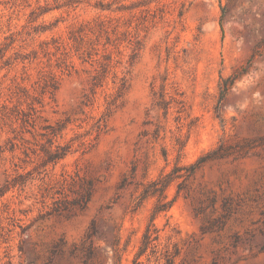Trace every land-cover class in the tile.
Masks as SVG:
<instances>
[{
    "label": "rangeland",
    "instance_id": "374dc122",
    "mask_svg": "<svg viewBox=\"0 0 264 264\" xmlns=\"http://www.w3.org/2000/svg\"><path fill=\"white\" fill-rule=\"evenodd\" d=\"M99 20L112 41L89 33L77 49L70 31ZM248 59L219 103L220 77ZM31 102L32 133L1 115ZM57 121L53 145L69 151L44 162ZM220 139L230 153L187 175ZM175 165L171 205L154 213L143 184ZM147 228L157 237L139 254ZM167 257L264 264V0H0V264Z\"/></svg>",
    "mask_w": 264,
    "mask_h": 264
},
{
    "label": "trees",
    "instance_id": "16d2710c",
    "mask_svg": "<svg viewBox=\"0 0 264 264\" xmlns=\"http://www.w3.org/2000/svg\"><path fill=\"white\" fill-rule=\"evenodd\" d=\"M100 9L101 10H108V11H114L113 8H111L110 4H100ZM221 31L222 25L219 22ZM111 31L114 33L115 28H112ZM89 33L93 34L95 36V40H99L100 37L104 36L105 37V42L102 44L104 46V49L106 48V43H110L112 39H110V35L108 34V28L107 25L105 24L104 20H99L93 25H89L88 23L80 24L78 25L75 29L70 31V36L69 39L75 44L77 49H80L84 47V44H88L91 37H88ZM113 44V43H111ZM83 52H86L85 49H83ZM88 54H90L88 52ZM108 53H104L103 57L107 58ZM251 64V59H248L246 61V64L241 65L239 68H236L232 71L231 74L227 76H221L220 77V82H219V98L218 102L220 103L224 97L226 96L227 92L233 87L235 82L239 77H241L243 74H246L248 72V68ZM46 84L44 85V91H48L53 94V91L57 88V79L55 75H50L48 79H45ZM36 103H41V100H36ZM41 105V104H40ZM39 110L34 102H31L28 106V110L25 111L21 108H16L14 111L12 110L11 112L7 110H3L1 112V115L3 118L9 119L11 121L19 122L20 126L22 128H25V131L31 132L29 127H34L36 124V120L39 118ZM63 127L61 125L60 121H57L55 124H45L43 128L46 129V131L43 133V135L46 136V141L49 143L48 146L42 145L41 151L43 152V158L42 160L44 162H57L61 158H63L66 153L69 151V145L67 144H54L53 145V140L52 136H55L58 131ZM21 138V137H20ZM26 140V139H25ZM14 142L11 143V148L14 146ZM229 148L225 146L223 140H219L217 146L213 148L212 150L206 152L205 154L201 155L198 157L195 161L190 162L188 164L183 165L184 169L188 172L187 175H192L194 172L199 169L202 164L210 159H215V158H222L225 157L229 154ZM178 165H175V167L172 169L171 172L165 173L163 175H160L154 180H151L145 184H143V188L139 194V198L141 200L145 199L146 197L150 195H157L158 200L157 203L154 207V213L167 210L170 205L171 201L165 200V189L169 185V183L174 179L175 175H173L177 169ZM24 175L22 173H18L12 180V185H15V183H23L24 180ZM9 184V183H8ZM9 187V185L7 186ZM180 188V187H179ZM87 196L82 195L80 199H77L76 201L80 203V201L86 199ZM94 235V229L91 231L89 230L86 234V239L90 241L89 245V250H91V242H92V236ZM151 233L149 228H147L146 232L143 235V241L142 245L139 250V254L143 253L145 249L148 246V243L152 239H155L157 236H154V238H151ZM167 261L169 264L173 263V260H171L170 257H167ZM120 264V259L117 258V263Z\"/></svg>",
    "mask_w": 264,
    "mask_h": 264
}]
</instances>
